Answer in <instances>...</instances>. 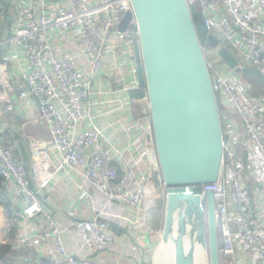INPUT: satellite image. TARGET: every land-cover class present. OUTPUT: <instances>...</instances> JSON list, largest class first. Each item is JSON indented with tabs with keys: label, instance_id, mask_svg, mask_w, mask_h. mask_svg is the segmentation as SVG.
<instances>
[{
	"label": "built area",
	"instance_id": "2783aa9c",
	"mask_svg": "<svg viewBox=\"0 0 264 264\" xmlns=\"http://www.w3.org/2000/svg\"><path fill=\"white\" fill-rule=\"evenodd\" d=\"M186 2L219 43L202 52L223 158L201 190L213 196L220 264H264V97L218 55L230 48L240 69L264 78V0ZM6 6L0 115L16 109L21 130L40 126L47 153L33 186L21 142L0 123V205L13 230L0 264L149 263L148 214L161 199L165 216L166 195L147 93L134 97L135 19L118 30L131 0H0V15Z\"/></svg>",
	"mask_w": 264,
	"mask_h": 264
},
{
	"label": "water",
	"instance_id": "95a60500",
	"mask_svg": "<svg viewBox=\"0 0 264 264\" xmlns=\"http://www.w3.org/2000/svg\"><path fill=\"white\" fill-rule=\"evenodd\" d=\"M131 5L133 12L123 17L118 30H126L135 19L138 84L149 100L165 186L162 238L171 234L174 264H195L200 243L208 244L209 264H220L213 196L202 198L201 190L217 181L223 158L219 110L202 52V47L219 48V43L186 0H131ZM218 55L234 73L255 77L264 87V78L240 69L226 48Z\"/></svg>",
	"mask_w": 264,
	"mask_h": 264
},
{
	"label": "crops",
	"instance_id": "0c3cea01",
	"mask_svg": "<svg viewBox=\"0 0 264 264\" xmlns=\"http://www.w3.org/2000/svg\"><path fill=\"white\" fill-rule=\"evenodd\" d=\"M16 113L23 118V122L24 115L18 111H16ZM10 114H1L0 123L8 122L10 126L9 128H11V135L13 137L15 136V133H17L16 135H19L20 139L18 140L21 142L22 146L23 162L29 171V176L32 179L33 186H37L42 183L45 178L43 158H45L47 153V144L43 141L45 136L44 131L38 125L31 126L28 130H21V123L16 125L15 120L10 116ZM13 126L15 128V132L13 130ZM2 197L4 196L1 188L0 198ZM2 205H4V203ZM2 205H0V245L8 246L13 241V230L7 217V211L4 207H2Z\"/></svg>",
	"mask_w": 264,
	"mask_h": 264
},
{
	"label": "rangeland",
	"instance_id": "374dc122",
	"mask_svg": "<svg viewBox=\"0 0 264 264\" xmlns=\"http://www.w3.org/2000/svg\"><path fill=\"white\" fill-rule=\"evenodd\" d=\"M0 29L3 32L2 38L5 39L6 33L8 29H2V24L0 25ZM230 53H234L232 49L228 48ZM223 64V63H222ZM247 79L249 85H251L250 94L256 98H263L264 97V87L262 84H258L257 81L253 80L252 78ZM145 94V91H142ZM140 94L135 93L134 97L139 99L141 97L138 96ZM148 222L151 229L155 232L154 235L151 236V252H150V259L149 263L147 264H169V261L166 257L165 252L168 251L170 248L169 242H166V239L160 237L164 231V211H163V204L162 200L159 199L155 209L151 210L148 214ZM157 226V227H156ZM157 232V233H156ZM165 241V242H164ZM200 254H199V264H208V256L206 251V244L200 243Z\"/></svg>",
	"mask_w": 264,
	"mask_h": 264
},
{
	"label": "trees",
	"instance_id": "16d2710c",
	"mask_svg": "<svg viewBox=\"0 0 264 264\" xmlns=\"http://www.w3.org/2000/svg\"><path fill=\"white\" fill-rule=\"evenodd\" d=\"M8 12H9V7L8 6L4 7L2 12H1V15H0L1 21H0V23L2 24V29H6L7 26H8V23H7ZM245 76L248 77L249 79L252 78L253 80L257 81L258 84H260V82L255 77H252V76L244 74V77ZM142 91L143 90H139L137 92V94H140L142 96L143 95ZM140 95H138V96H140ZM10 116L15 120L16 125L22 123L23 118L19 114L16 113V109H13V111L10 114ZM13 128H14V126H13ZM13 130L15 132V128ZM16 134L17 133L14 134L15 135L14 138L20 139L19 135H16ZM0 190H1V187H0ZM0 199H1L0 203L3 204L4 199H2V198H0ZM9 252H10V249H9L8 246L0 245V259L1 260L6 262L7 261V255L9 254Z\"/></svg>",
	"mask_w": 264,
	"mask_h": 264
},
{
	"label": "bare ground",
	"instance_id": "6f19581e",
	"mask_svg": "<svg viewBox=\"0 0 264 264\" xmlns=\"http://www.w3.org/2000/svg\"><path fill=\"white\" fill-rule=\"evenodd\" d=\"M170 237H171V234H170ZM170 237L166 239V242H169V244H170L169 246H170L171 249L166 251L165 254H166V257H167V259L169 261V264H174V248H173V242L170 239ZM161 238H162V236H161ZM188 247H189V241L185 240V248L188 249ZM206 251H207V256H208V264H209L208 244H206ZM199 252H200V246H199V244H197L195 246V257H194L195 264H199V254H200Z\"/></svg>",
	"mask_w": 264,
	"mask_h": 264
}]
</instances>
